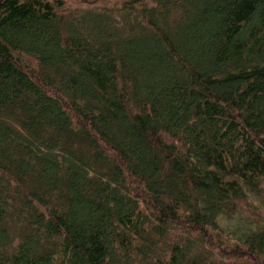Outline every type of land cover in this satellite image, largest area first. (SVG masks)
<instances>
[{"label":"trees","instance_id":"trees-1","mask_svg":"<svg viewBox=\"0 0 264 264\" xmlns=\"http://www.w3.org/2000/svg\"><path fill=\"white\" fill-rule=\"evenodd\" d=\"M0 264H264V0H0Z\"/></svg>","mask_w":264,"mask_h":264},{"label":"rangeland","instance_id":"rangeland-1","mask_svg":"<svg viewBox=\"0 0 264 264\" xmlns=\"http://www.w3.org/2000/svg\"><path fill=\"white\" fill-rule=\"evenodd\" d=\"M220 7H222V6H219V5H217V4H210L209 6H208V17L209 18H212L213 17V15H214V13L220 8ZM189 32H197V30L196 29H194V28H190L189 30H188ZM186 32V31H185ZM146 51L148 52L149 51V49H150V46H151V41H148V42H146ZM169 73H171V71H169ZM231 223H235V222H231ZM228 226V225H227ZM231 230H233V229H235L236 227H237V225H231V226H228ZM243 228V227H242Z\"/></svg>","mask_w":264,"mask_h":264}]
</instances>
